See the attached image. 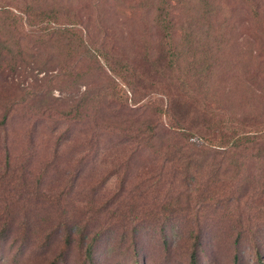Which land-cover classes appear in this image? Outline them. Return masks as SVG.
I'll use <instances>...</instances> for the list:
<instances>
[{"label":"rangeland","instance_id":"374dc122","mask_svg":"<svg viewBox=\"0 0 264 264\" xmlns=\"http://www.w3.org/2000/svg\"><path fill=\"white\" fill-rule=\"evenodd\" d=\"M0 31V264H264V0H0ZM82 83L109 86L93 117ZM237 134L230 181L168 152Z\"/></svg>","mask_w":264,"mask_h":264},{"label":"trees","instance_id":"16d2710c","mask_svg":"<svg viewBox=\"0 0 264 264\" xmlns=\"http://www.w3.org/2000/svg\"><path fill=\"white\" fill-rule=\"evenodd\" d=\"M8 34L7 31H0V62L5 59V52H11L12 56L11 59L8 63V69L11 70V72L13 74H17L19 68H21L19 62L23 59V53L19 50V46L18 45H13L11 43V41L9 39H6V35ZM60 47L63 45H59ZM68 47V48H67ZM76 47V46H75ZM83 49H85V52H81V54L78 56L76 51H78V49H71L70 46H66L63 48V53L66 52V54L71 55L73 54V56L76 57L75 62H74V68L76 69L77 66L81 63H85L87 66V73L85 75L81 74L78 76V78L81 80H83L84 78L87 77H91L94 76L95 73H97L96 71L99 70V67L95 68L96 65L98 66L99 62L98 59H100L101 57V53L99 51H97L96 49L91 48L89 45L88 46H83ZM172 62V60H171ZM172 64V63H171ZM5 70L6 68L4 66H1L0 64V77L4 76V80H6V74H5ZM82 86L85 87L86 91L83 92V94H81V96L76 100L75 104H78L77 106H73L70 107L68 109V111L66 112L68 115L73 114L76 118H79V114H81V112L79 110H83L84 106L85 108L90 107L91 109L93 108V110L90 113H83L87 116H92V114L94 113V110L99 111L101 108H99L98 104L101 102V100L104 98L105 96V87H109L106 84H100V85H96L97 89L94 91H91L93 89H90L88 86V83H82ZM35 92V94H34ZM29 91L27 90V92H25V97L23 96L22 98H20L19 100H16L15 103H13L12 107L16 104L21 105L24 104L25 102H27L29 100V98L32 96V99H34V97H36L39 94H42V92H37V91ZM79 91L77 90V93ZM67 100H65L64 102H66ZM7 111H11V108H9ZM48 112H45L43 114H47ZM7 114V112L5 113ZM82 114V115H83ZM81 115V116H82ZM8 115H4L2 120L0 121V126L5 127L6 126V122L8 121ZM93 117V116H92ZM139 130L137 132L141 133V135H145L148 133V128L146 127H142V128H138ZM166 131L168 134L174 136V135H178L183 133L181 136H184L185 133L188 132V129H184V127H181L180 129L178 128V130H174V128L172 126H166ZM245 135L242 134V136H240V134L237 135H232L228 138L225 139H221L217 142H213V141H208V140H204L201 137H197L198 140H204L205 143L199 144L198 142H191L188 138L186 140V144L181 145L178 142L176 143L178 146H171L170 149H168V152L170 153H176V155L179 157L180 162H184L186 163V168H188V171L193 173L194 170V165L197 164V160H195V156H198L200 158L205 157L206 152L207 151H212L214 152V156H219V158L216 159V161H213V163L211 164L212 167V177L210 174H207L208 177L210 179H207L209 181L212 182V184H216L222 181H230V178H225L222 176H225L226 170L230 167V168H235L232 169L234 172V178L237 177L240 173L239 168L240 166L238 165L239 163V159H238V154H240L241 152H245V148L247 147L248 144V139L247 136L244 137ZM143 137V136H142ZM136 138H139V135H137ZM145 138V137H144ZM146 139L149 138H145L143 139L146 143L149 141H146ZM141 140V139H140ZM151 141V140H150ZM248 148V147H247ZM192 152H194V155H192ZM263 153V152H262ZM190 154V155H189ZM193 166V167H192ZM223 169L222 171H220V169ZM205 177L206 174H205ZM207 177V178H208ZM190 264H197L196 262V254L193 253L191 255V259H190Z\"/></svg>","mask_w":264,"mask_h":264}]
</instances>
